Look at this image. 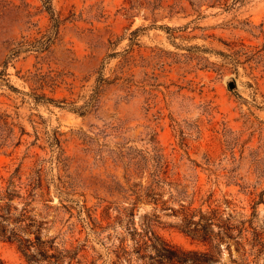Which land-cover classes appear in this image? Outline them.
I'll return each instance as SVG.
<instances>
[{
    "label": "rangeland",
    "instance_id": "rangeland-1",
    "mask_svg": "<svg viewBox=\"0 0 264 264\" xmlns=\"http://www.w3.org/2000/svg\"><path fill=\"white\" fill-rule=\"evenodd\" d=\"M2 71L0 262L264 264V0H0Z\"/></svg>",
    "mask_w": 264,
    "mask_h": 264
},
{
    "label": "trees",
    "instance_id": "trees-1",
    "mask_svg": "<svg viewBox=\"0 0 264 264\" xmlns=\"http://www.w3.org/2000/svg\"><path fill=\"white\" fill-rule=\"evenodd\" d=\"M200 2L201 1H206V0H199ZM45 4V7H44V10L49 14V18L51 21L54 22V25L52 26L53 28V33L52 35H56L57 34V31H58V19H55L54 17V14L52 12V9L49 5V1L47 2H44ZM44 38V37H42ZM51 44V36H48L45 40L41 41V42H37L36 43H32V44H29L28 45V50H31V49H34L38 52H44L46 51L48 48H49V45ZM30 48V49H29ZM20 52V48L17 50V51H14V53H12V57L15 56L17 53ZM0 75H6L5 74V71H2L0 73ZM41 80H43V78H40ZM41 98L42 99H46V100H49L50 102H54L52 99H48L45 97V95H41ZM38 100V99H37ZM19 174V169L17 168L12 174L11 176L6 180L5 182V186H0V201H4V205L0 207V210L3 212L2 214H0V219L1 220H4L5 219V216L9 214V205H10V202L14 199V198H19L20 195L22 197V200L26 201L28 200L29 198H32L33 197V192L35 190V188H38L40 185H38L39 181H40V177L38 176L36 180V183L33 182V180L29 179L27 181V183H23L21 182V177L18 175ZM24 193H23V192ZM23 194L26 195L25 196H22ZM29 205V203H25L23 208L21 209V214H20V218L24 217L25 214L28 212L26 210V207ZM21 222V220L17 219L15 222H14V225H13V228L9 231V233H7L4 229H2L0 231V239L3 240L4 242H9V243H14V242H18V243H22L23 240L21 238V235L20 234H17L15 232H13V230L15 229L16 225L19 224ZM33 225L31 223V225H26L24 227H21V226H18L16 229L21 232L22 234H30L32 231V228ZM40 227H39V231H40ZM150 233V236L152 237V239L154 240V242H157V238L154 237L153 233H151V231H148V234ZM147 235H144L139 241L136 240L135 242V245H136V251H140V241L142 240L143 244L145 245L146 244V241H152ZM143 238H145V240H143ZM153 241H152V244L151 246L153 247ZM157 250V249H155ZM119 253H122V254H125V251L123 248L120 247V250H119ZM118 253V254H119ZM119 258V257H118ZM0 264H3L2 262H0Z\"/></svg>",
    "mask_w": 264,
    "mask_h": 264
},
{
    "label": "water",
    "instance_id": "water-1",
    "mask_svg": "<svg viewBox=\"0 0 264 264\" xmlns=\"http://www.w3.org/2000/svg\"><path fill=\"white\" fill-rule=\"evenodd\" d=\"M229 87L230 88H233L234 87V84L233 83H229Z\"/></svg>",
    "mask_w": 264,
    "mask_h": 264
}]
</instances>
